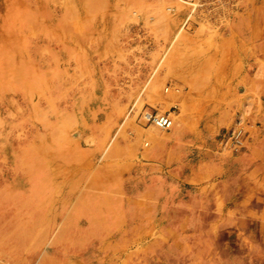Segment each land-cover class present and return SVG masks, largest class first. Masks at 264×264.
<instances>
[{"label": "rangeland", "instance_id": "rangeland-1", "mask_svg": "<svg viewBox=\"0 0 264 264\" xmlns=\"http://www.w3.org/2000/svg\"><path fill=\"white\" fill-rule=\"evenodd\" d=\"M260 29L264 0H0V191L44 181L53 207L42 245L0 264H95L60 244L86 222L100 264H264ZM238 130L241 149L220 141Z\"/></svg>", "mask_w": 264, "mask_h": 264}, {"label": "bare ground", "instance_id": "bare-ground-1", "mask_svg": "<svg viewBox=\"0 0 264 264\" xmlns=\"http://www.w3.org/2000/svg\"><path fill=\"white\" fill-rule=\"evenodd\" d=\"M262 31L264 30L260 29V31L254 32V36H261ZM248 34L249 30L243 29V31H241L240 33V39H242ZM260 44H264V39L260 42ZM177 133L178 131H174L173 136H176ZM159 142L160 141L158 140V143ZM134 174L135 173H132V175ZM34 181V178H28L25 181H22L23 184H27L28 182H30L28 186L24 185L21 188L18 187L17 190L12 191H0V255L12 257L15 252H27V250H29L30 248H26L29 247L31 243H33L34 247L36 246L37 248L42 245L45 239V235L50 227V223L45 219V215L47 211H49L50 208L53 209V207H50L45 201V193L47 191L45 189V183H43L44 181L37 180L38 184L33 183ZM128 189L132 196L134 194H137L138 192L140 193L141 191L142 193H155L159 196L160 199H166L168 195L167 187L164 185H160L159 183H146L141 180H138V182H134L133 178L129 180ZM58 202H60L61 205H59L58 207H54L56 208L54 211V214L56 216L59 215L60 210L64 207L63 203H61L62 201ZM126 207L129 208L128 213L132 214L134 211V205L132 203H129V205H127ZM89 209L90 211L98 212L99 210H102V207L92 205L89 207ZM78 210H80V212L83 211V209ZM174 216L176 219L175 225L178 226V229H183L186 223L185 219H177L178 215L176 211H174ZM86 224L87 226L85 227L84 231L86 234L80 239L82 242L79 241L75 236H72L69 233H64L62 239L60 240V244H65L66 242H73L78 245H83V243L86 242L90 247V252L88 253L87 258H96L95 264H100V262L98 261V257L100 254L97 255L96 252H102L101 250L103 246L99 242L101 238L94 237L92 235L93 230L95 229V224L88 222H86ZM98 224L101 225L98 226V228H101L103 230V234H105L106 231H109L110 223L108 220H105L104 217L102 218V221H100V223ZM23 260V262L25 263L29 261L28 258H26L25 256ZM150 264H155V262L153 261Z\"/></svg>", "mask_w": 264, "mask_h": 264}, {"label": "built area", "instance_id": "built-area-1", "mask_svg": "<svg viewBox=\"0 0 264 264\" xmlns=\"http://www.w3.org/2000/svg\"><path fill=\"white\" fill-rule=\"evenodd\" d=\"M139 119L145 125H154L160 129H168L173 124L170 112L159 113L147 108L140 111ZM220 141L236 150L241 149L244 144L240 130L222 134Z\"/></svg>", "mask_w": 264, "mask_h": 264}]
</instances>
